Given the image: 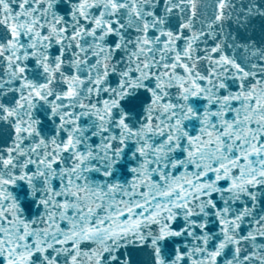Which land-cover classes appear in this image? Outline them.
I'll return each mask as SVG.
<instances>
[{
  "label": "snow or ice",
  "instance_id": "obj_1",
  "mask_svg": "<svg viewBox=\"0 0 264 264\" xmlns=\"http://www.w3.org/2000/svg\"><path fill=\"white\" fill-rule=\"evenodd\" d=\"M0 264H264V0H0Z\"/></svg>",
  "mask_w": 264,
  "mask_h": 264
}]
</instances>
